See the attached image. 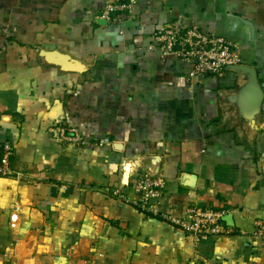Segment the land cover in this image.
I'll return each mask as SVG.
<instances>
[{
  "label": "crops",
  "instance_id": "0c3cea01",
  "mask_svg": "<svg viewBox=\"0 0 264 264\" xmlns=\"http://www.w3.org/2000/svg\"><path fill=\"white\" fill-rule=\"evenodd\" d=\"M126 1L0 0V264H264V0H136L99 22ZM168 24L229 39L241 63L189 83L153 40ZM146 175L167 182L159 212L233 224L195 243L136 204Z\"/></svg>",
  "mask_w": 264,
  "mask_h": 264
},
{
  "label": "built area",
  "instance_id": "2783aa9c",
  "mask_svg": "<svg viewBox=\"0 0 264 264\" xmlns=\"http://www.w3.org/2000/svg\"><path fill=\"white\" fill-rule=\"evenodd\" d=\"M136 0H127L123 3L106 4L98 17L107 22H118L119 12H128L133 9ZM153 40L162 50L163 55H174L186 65V79L193 83L206 75L223 76L228 70L242 61L239 47L236 43L214 32H207L196 24L179 27L168 24L159 28L153 35ZM50 133L64 143L87 145L85 137L76 127L58 125L50 128ZM104 139L103 142H109ZM14 148L9 143L3 146L0 156V175L13 174L12 155ZM167 185L162 177L143 176L136 184V191L140 199L135 201L138 206L154 214H160L165 219L180 227L193 237L195 243L209 237L226 234L224 216L226 211L212 207H203L193 204L186 208L182 215H171L159 212L150 200L159 197ZM18 216H12L13 225ZM254 236L264 238V221L257 223Z\"/></svg>",
  "mask_w": 264,
  "mask_h": 264
},
{
  "label": "water",
  "instance_id": "95a60500",
  "mask_svg": "<svg viewBox=\"0 0 264 264\" xmlns=\"http://www.w3.org/2000/svg\"><path fill=\"white\" fill-rule=\"evenodd\" d=\"M101 24H105L107 23V21L105 20H100L99 21ZM129 174H126V179L128 180ZM126 180V181H127ZM224 220L228 222V224H233V214L232 213H228L224 216Z\"/></svg>",
  "mask_w": 264,
  "mask_h": 264
}]
</instances>
